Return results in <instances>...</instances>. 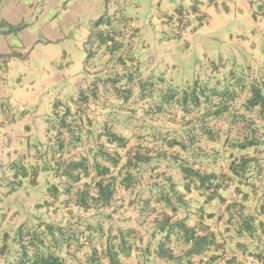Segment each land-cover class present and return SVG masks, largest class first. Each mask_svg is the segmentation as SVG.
Here are the masks:
<instances>
[{
    "label": "rangeland",
    "instance_id": "374dc122",
    "mask_svg": "<svg viewBox=\"0 0 264 264\" xmlns=\"http://www.w3.org/2000/svg\"><path fill=\"white\" fill-rule=\"evenodd\" d=\"M261 80L264 0H0V264L15 260L21 224L71 217L82 221L84 241L67 264H95L113 236L132 246L121 264H163L143 223L151 217L142 222L127 195L118 192L100 219L55 191L70 157L57 151L63 123L91 129L90 137L103 122L122 123L127 87H143L138 104L148 110L172 89ZM255 121L264 139V120ZM262 165L264 176V153Z\"/></svg>",
    "mask_w": 264,
    "mask_h": 264
},
{
    "label": "trees",
    "instance_id": "16d2710c",
    "mask_svg": "<svg viewBox=\"0 0 264 264\" xmlns=\"http://www.w3.org/2000/svg\"><path fill=\"white\" fill-rule=\"evenodd\" d=\"M123 91L125 116L114 123L117 128L103 122L90 137L91 129L77 132L63 123L66 134L56 141L57 151L70 157L63 162L64 187L55 191L100 219L118 192L127 195L142 222L151 217L143 223L163 264H264V139L255 121L264 120V80L238 88L195 83L180 92L172 89L148 110L138 104L141 85ZM169 102L167 109L161 107ZM83 143L89 145L81 152ZM142 181L145 188L137 189ZM82 225L77 217L21 224L10 264H67L84 241ZM126 231L134 234L133 228ZM113 238L87 260L95 254V264L129 259L132 246Z\"/></svg>",
    "mask_w": 264,
    "mask_h": 264
}]
</instances>
